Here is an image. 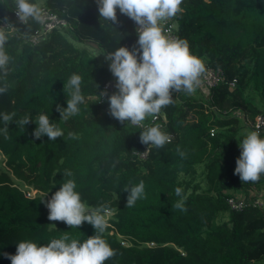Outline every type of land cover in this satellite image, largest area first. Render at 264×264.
<instances>
[{
    "label": "trees",
    "instance_id": "trees-1",
    "mask_svg": "<svg viewBox=\"0 0 264 264\" xmlns=\"http://www.w3.org/2000/svg\"><path fill=\"white\" fill-rule=\"evenodd\" d=\"M10 1L0 0V19L7 18L19 30L10 33L5 46L12 59L7 75L0 73V86L7 85L0 94V114L16 115L8 125L10 139L0 133V264H11L4 253L14 255L23 240L47 244L68 235L83 242L94 234L87 222L71 228L48 220L46 202L69 178L87 205H103L112 212L103 237L115 255L105 264L264 263V210L251 204L264 191V174L247 183L235 174L241 149L233 141L237 118L230 115L240 104L249 120L264 109L243 94L249 85L264 104V0H183L182 11L170 19L176 37L186 40L190 52L205 65L219 68L224 80L209 90L201 85L207 95L204 102L183 91L174 93V103L162 109L172 140L163 148L150 146L142 159L133 152L142 146L143 129L113 118L107 96L97 102L110 70L95 67L86 49L65 37L94 42L103 53L120 46L131 50L138 47L134 21L117 9L118 23L111 25L99 17L96 0H43L65 25L32 44L24 36L40 30L38 23L24 25L14 19ZM73 73L82 76L87 99L77 115L63 120L56 109L67 106L70 94L63 85ZM231 79L235 83L229 88ZM43 112L63 130L61 138L33 136L36 117ZM25 115L33 121L23 131L16 122ZM178 147L185 158L177 153ZM199 164L207 186L180 179L193 175ZM65 170L73 176L66 177ZM10 177L35 195L26 196ZM141 180L146 198L126 207L128 192L123 188ZM176 187L183 190L187 211L172 207L180 199ZM233 195L243 199L241 208L229 207L227 200ZM219 215L226 220L210 228Z\"/></svg>",
    "mask_w": 264,
    "mask_h": 264
},
{
    "label": "clouds",
    "instance_id": "clouds-1",
    "mask_svg": "<svg viewBox=\"0 0 264 264\" xmlns=\"http://www.w3.org/2000/svg\"><path fill=\"white\" fill-rule=\"evenodd\" d=\"M182 2L183 0H96L99 17L111 22V25L118 23V9L137 26L135 31L138 47L129 50L128 47L120 46L107 53L94 51L92 55H103L109 61L111 74L116 78L117 91L111 95L106 91L101 92L97 95V102L107 96L109 113L113 118L143 129L139 132V139L142 145L148 146L145 151L149 146L159 149L171 142L172 136L165 130L167 114L162 109L174 103L173 94L176 92L195 93L202 83V76L207 72L204 60L190 52L186 40L173 38L165 32V23L182 11ZM42 4L43 0H15L18 20L24 25H28L29 21L43 24L45 14ZM10 30L19 29L5 18V23L0 26V73L5 76L12 59L5 47ZM120 36L122 38L121 33ZM82 84V76L73 73L67 84L63 85V88L69 90L70 98L66 100V108L57 106L61 119L67 120L80 112L79 106L87 99L83 94ZM95 87L97 89L98 85L95 84ZM6 91V84L0 86V94ZM0 115L4 122L0 133H3L5 139H10L8 125L13 122L16 114ZM149 117L153 118V123L146 125L145 121ZM156 120L162 122L157 123ZM31 121V116L25 115L16 123L24 131V126ZM35 124L33 136L36 139L47 136L48 140L55 141L64 135L63 130L50 120L46 112L36 117ZM68 135L73 137V133ZM239 147L241 151L236 159L235 174L244 183L258 181L264 174V136L259 130H250L240 141ZM177 153L181 158L186 156L179 147ZM64 175L72 177L73 173L65 170ZM76 188L77 184L72 178L60 184L59 189L46 202L48 220L63 221L71 228H78L87 222L93 226L94 234L83 242L68 235L52 239L47 244L31 240L20 241L14 255L4 253L11 264H105V261L115 255V250L103 237L108 228L106 216L111 215L110 211L103 205L94 208L87 205ZM123 191L128 192L126 207H133L138 200L146 198L142 180L123 188ZM175 195L180 199L172 207L182 212L187 211L182 188L176 187Z\"/></svg>",
    "mask_w": 264,
    "mask_h": 264
},
{
    "label": "built area",
    "instance_id": "built-area-1",
    "mask_svg": "<svg viewBox=\"0 0 264 264\" xmlns=\"http://www.w3.org/2000/svg\"><path fill=\"white\" fill-rule=\"evenodd\" d=\"M43 8H44V14H45V22L43 24L38 23L40 30L36 31L34 34L24 36L25 40L32 43V44L36 43L38 41V38H40V36H42V35L44 36L46 32H50V30H52L53 28L58 29L60 26L65 25L64 19L59 18L54 13L50 12L48 7H43ZM10 10H11L10 14L12 15V17L14 19H16L17 21H19L18 17L15 14V10H16L15 0H14L13 5H12ZM4 23H5V20L0 19V26H3ZM136 27L137 26L134 22V29H136ZM46 30H48V31H46ZM13 32L14 31L10 30V33H13ZM165 32H166V34L170 35L171 37L177 38L176 34H175V28L173 27L171 20H168L165 23ZM206 68H207V72L201 78V80H202L201 85L205 89L209 90L211 87L215 86L216 84L223 82L224 75L219 68H213V67H209L207 65H206ZM115 82H116L115 77H109L103 83L102 88H101V92L106 91L108 95H111L113 92H116L117 89L115 88ZM234 83H235V80L231 79L230 81L227 82V85L229 88H231V87H233ZM243 120H244V122H246V124L249 128V131L250 130H259L260 133H264V109L260 113L255 115V117L252 120H249L245 116L243 117ZM148 122L150 124H152L153 118L150 117ZM155 122L161 123L162 121L156 120ZM128 124L130 126H133L130 123H128ZM133 127H137V126H133ZM137 128H139V127H137ZM211 134H212V131H210V135ZM147 147H148L147 145L143 144L139 150L133 152L134 157H136L138 159L145 158L147 155V152H148V150L145 151L147 149ZM227 203L231 209H239L244 204V201H243V199H237V198L230 197V198H228ZM251 204L257 208L264 210V202H262V201L254 199L251 201ZM120 244L124 245V242L121 241ZM147 246H149V245H147Z\"/></svg>",
    "mask_w": 264,
    "mask_h": 264
},
{
    "label": "rangeland",
    "instance_id": "rangeland-1",
    "mask_svg": "<svg viewBox=\"0 0 264 264\" xmlns=\"http://www.w3.org/2000/svg\"><path fill=\"white\" fill-rule=\"evenodd\" d=\"M14 0H11L10 2L12 3ZM42 7H45L44 6V2L42 4ZM173 24V27L176 28L175 24ZM59 29V28H58ZM48 31V30H46ZM49 32H46V34H48ZM66 39H68L73 45L77 46V47H84L86 49V51L91 55V57H93L92 53L95 51V52H100L97 50V47L95 45L94 42H91V41H86V42H82V43H77V42H74L72 40V38L69 36V35H65ZM94 59V64H95V67H107V69L109 70V61H106L104 56L103 55H99L97 57H93ZM110 77H114L112 74ZM202 86L200 85L197 90L195 91V93L193 94H189L191 95V97L193 98H198L200 99L201 101H206V92H204V89L201 88ZM243 94L246 98H249L255 106H257L258 108L262 107L263 104H260V99H259V96L258 94L253 91L249 85H247L245 88H244V91H243ZM262 103V102H261ZM230 115H234L236 118H237V128H236V133L234 134V137H233V141L235 143V146L236 147H239V143H240V139H239V135L240 134H243V135H246L247 132L249 131V128L246 124V122H244L243 120V117L245 116V111H244V108L242 107V105L240 104V108L239 110H233ZM126 125H127V122H125ZM0 164L3 165L2 163V159H0ZM0 165V167H2ZM3 168V167H2ZM11 181L13 183L14 186L22 189L25 191V195L26 196H34L35 195V191L33 189H31L30 187H28V189L26 187H24L20 182L14 180L13 178H11ZM180 179L182 180H190V183L192 182H195V183H198L200 186H207V183L205 182V178H204V171H203V164H199V165H196L195 167V171H194V174L189 176V175H180ZM240 195V194H238ZM238 195H233L232 197L233 198H237ZM242 196V195H240ZM261 198V197H260ZM260 198L257 197V200L259 201H262L260 200ZM237 199H241V198H237ZM264 202V201H262ZM110 211V210H109ZM110 213L112 214V212L110 211ZM111 215H107L106 218L107 220L110 219ZM226 220V216H216L215 219L213 220V224L211 225L210 228H214L216 226H218L222 221ZM209 228V229H210ZM127 244V242H124V245ZM146 245H151V243H148ZM261 264H264V263H261Z\"/></svg>",
    "mask_w": 264,
    "mask_h": 264
},
{
    "label": "crops",
    "instance_id": "crops-1",
    "mask_svg": "<svg viewBox=\"0 0 264 264\" xmlns=\"http://www.w3.org/2000/svg\"><path fill=\"white\" fill-rule=\"evenodd\" d=\"M260 104H263V103L260 102ZM263 106H264V104H263ZM263 106H262V107H263ZM260 108H261V107H260ZM257 197H258V198L261 197L260 200L264 201V191H261L259 194H257L256 199H257Z\"/></svg>",
    "mask_w": 264,
    "mask_h": 264
}]
</instances>
